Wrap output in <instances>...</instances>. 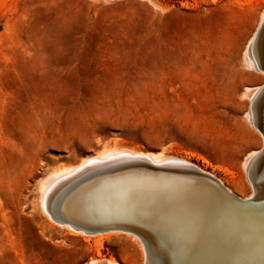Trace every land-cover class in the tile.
I'll list each match as a JSON object with an SVG mask.
<instances>
[{
	"label": "rangeland",
	"instance_id": "obj_1",
	"mask_svg": "<svg viewBox=\"0 0 264 264\" xmlns=\"http://www.w3.org/2000/svg\"><path fill=\"white\" fill-rule=\"evenodd\" d=\"M263 11L264 0H0V264H143L135 237L77 233L42 209L43 179L104 149L182 157L248 196L244 160L260 138L243 92L263 75L243 59Z\"/></svg>",
	"mask_w": 264,
	"mask_h": 264
},
{
	"label": "bare ground",
	"instance_id": "obj_2",
	"mask_svg": "<svg viewBox=\"0 0 264 264\" xmlns=\"http://www.w3.org/2000/svg\"><path fill=\"white\" fill-rule=\"evenodd\" d=\"M243 60L263 75L243 92L251 101L246 120L260 138L244 160L248 196L182 157L104 149L43 179L47 217L81 234L131 235L143 264H264V11Z\"/></svg>",
	"mask_w": 264,
	"mask_h": 264
}]
</instances>
